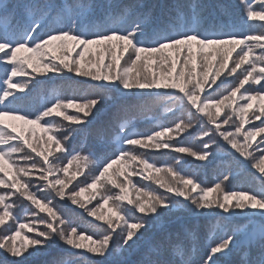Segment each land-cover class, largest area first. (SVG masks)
I'll return each mask as SVG.
<instances>
[{
	"label": "snow or ice",
	"instance_id": "1",
	"mask_svg": "<svg viewBox=\"0 0 264 264\" xmlns=\"http://www.w3.org/2000/svg\"><path fill=\"white\" fill-rule=\"evenodd\" d=\"M0 66V250L10 264L57 244L64 255L55 264H117L128 254L138 259L119 264H222L237 252V264H264V0H0ZM77 77L94 91L68 96L57 86L29 105L41 83ZM106 93L139 103L77 144ZM149 100L163 101L172 119L138 131L141 117L158 120ZM161 150L182 155L158 165L147 153ZM209 165L219 169L211 186L199 178ZM245 172L259 190L226 188ZM60 202L100 231L65 219ZM206 216L219 219L202 248L192 218ZM235 217L248 224L234 227Z\"/></svg>",
	"mask_w": 264,
	"mask_h": 264
},
{
	"label": "rangeland",
	"instance_id": "2",
	"mask_svg": "<svg viewBox=\"0 0 264 264\" xmlns=\"http://www.w3.org/2000/svg\"><path fill=\"white\" fill-rule=\"evenodd\" d=\"M131 2H134V3H141V4H146L147 0H131ZM177 0H151V4L150 6H155V5H159V4H173V3H176ZM179 2H187V0H179ZM202 3H204L205 5H222L221 3H219V1L216 2V4L212 1V0H204ZM239 3V0H233L230 2H226L225 1V6H234L236 4ZM156 14H159V9L158 8H155L153 7L152 9ZM217 11H220L219 9H217ZM233 11L236 13L234 19L236 20H239V16H240V12H239V9H233ZM221 18L222 20L225 22V23H229L230 20L232 18H230L229 16H226V15H223V13H221ZM255 27V30L256 31H259L260 28H259V24H255L254 25ZM247 30V29H245ZM72 82H70V84H68L67 86L64 87V92H65V95H68V96H71L73 94H76L78 96H84L86 94H91L94 90L91 88V85H86L85 83H83L82 81L80 80H77V79H74V80H71ZM219 83V81H218ZM86 86V87H83L82 86ZM111 96V93H106V100H105V105H104V108L102 109V112L100 113V115L98 116V120H97V123H96V126L108 115H113L117 112V110L123 106V105H131L130 102L126 101L125 99H121V98H118V97H112L111 99H109L108 97ZM151 100H149V103H148V108L150 109L149 112H154V109L153 107L151 106ZM144 119V118H143ZM143 119H141L140 121H143ZM139 120V119H138ZM41 130V129H40ZM42 131V130H41ZM38 133V131L36 132V134ZM34 140H35V137H34ZM196 146H199L198 144H196ZM147 155L153 159V158H156L158 156H161V155H166L168 156L169 158H171V161H169V163H174V157L177 156V155H182V154H177V153H174V152H171L169 150H161L160 152H149L147 153ZM207 170L205 171V168H201L200 171H199V178L203 181H205L209 186H211L212 182L215 181L216 179V176L218 174V170L214 171V167L209 165L207 168ZM205 171V172H204ZM202 174H204L202 176ZM205 175H210L209 177H205ZM247 176H248V173L246 172L245 174V177H240L239 176V179L238 180H234L232 182V185H235L237 182L241 181L243 186L249 188V187H252L254 184H252L251 186L250 185V182L252 181H247ZM241 178V180H240ZM243 178V179H242ZM133 181L134 182H140L141 184H147L148 182L147 181H141L140 177H133ZM75 183V181L73 182ZM153 187H157L155 184L152 185ZM226 188L230 189L231 188V183L230 184H227L226 185ZM235 190H237V187L233 188ZM40 195H44V193H40ZM89 193H84L81 197V200L82 201H86L89 197ZM12 200L15 202V207L13 209L14 211V215H18L21 219H25V214H24V205L20 203L19 200L16 199V197H13ZM70 203V202H69ZM95 203V202H93ZM186 203V202H185ZM67 204H63V206L65 207H62L60 205L57 206V210L62 214L64 215L65 219H68L69 217H72L74 219H76V221L80 224H88L87 227L85 228H88L89 230H95L97 232L100 231V229H92V226L89 224V221L88 218L86 215H82L81 213H77L73 210H70V206L68 207ZM76 207L79 208V206L77 205H74ZM107 208H105V212H107ZM82 212V210L80 211ZM41 215H44L43 213H41ZM176 215H180L179 213L176 214ZM186 214H181V216H185ZM206 221V220H204ZM204 221H193L195 223H199V222H204ZM95 223H100V222H96L94 221ZM167 223V219H165V221L163 223ZM9 224L12 223V221H8ZM159 224H157L154 228H156ZM42 227V226H41ZM0 231H2V229H0ZM154 231H157V230H154ZM34 235L35 233H29L27 229L24 230V235ZM207 234V233H206ZM21 241V238H17V242L19 243ZM60 255H64V246L62 244H57V245H53L51 248H48V249H44L41 251L40 255L33 259V258H30L27 262H30V261H34V264H43L46 262L47 259H49L51 256L53 257V260L49 263H46V264H55V261L59 260L61 257ZM234 253L233 255L229 256L227 259V261H232L233 260V257H234ZM14 258L10 257L8 254H6L3 250H0V260H5L6 261V264H10L11 260H13ZM114 259H116L114 257ZM223 264V262H222Z\"/></svg>",
	"mask_w": 264,
	"mask_h": 264
},
{
	"label": "trees",
	"instance_id": "3",
	"mask_svg": "<svg viewBox=\"0 0 264 264\" xmlns=\"http://www.w3.org/2000/svg\"><path fill=\"white\" fill-rule=\"evenodd\" d=\"M136 1V0H135ZM204 0H201V2H203ZM215 4L217 1H219V3H221L222 5H225V1L226 2H230L233 1V0H212ZM147 5H150L151 4V0H147L146 2ZM255 28V27H254ZM2 67V66H0ZM0 75L1 77L3 78V73L0 72ZM77 80H80L82 81L83 83L85 78H80V77H77L75 78ZM70 82H72L71 80H50V81H45L43 83H41L40 85H38L35 89H33V93H32V96L28 98V103L30 106L32 107H38L39 105H41L44 101V98L45 96H47L49 93H50V90L53 88V87H62L64 89L65 86H67L68 84H70ZM86 85H91L92 82H88V83H85ZM83 87H86L85 85L82 86ZM125 99L126 101L130 102L131 105H135V104H138L139 103V100L137 97H125L123 98ZM255 101H253V104L255 105ZM151 106L153 107L154 109V112H148V116L151 117V116H156L158 118V120L154 121V120H151V119H148V118H145V117H141L139 120L136 121V129L138 131H146V130H149L150 128H153L155 127V125L157 123H168L172 117L167 113L165 112V103L163 101L161 102H151ZM104 112V111H102ZM113 115H108L106 116L97 126L96 124L92 126L91 129L89 130H86L81 138L77 139V144H79L81 142V139H86L87 142H91L93 139H95V131H96V128L100 127L101 125H103L104 123H106ZM144 118V119H143ZM141 119H143V121H140ZM255 123H259V121H256ZM37 131L38 133L36 134L37 136H42L43 133L42 131L37 128ZM198 144V142H197ZM152 160H154L158 165H162V164H165V163H169V161H171V158H169L168 156L166 155H161V156H158L156 158H153ZM213 166V165H211ZM215 169L214 171L218 170L217 166H213ZM207 169L205 168V171ZM71 171V170H70ZM111 171V170H110ZM204 171V172H205ZM219 172V171H218ZM245 174L246 172L243 174V175H240V177H245ZM204 174H202L203 176ZM210 175H205V177H209ZM79 179H82V177H78ZM239 179V176L236 177L235 179H233L231 181V188L230 189H233L235 187H237V190H239L240 188H247L245 186H243L242 182L239 181L237 182L235 185H232V182L234 180H238ZM243 179V178H242ZM241 180V178H240ZM250 182L251 181V178H250V175L248 174L247 176V181L246 182ZM253 183L250 182V185L251 186ZM253 188H256L257 190H259V186L258 184H254L252 186ZM162 191V190H161ZM63 202H60V206L62 207H65L63 206ZM68 205L70 206V210H73V211H77L78 213H81V209L72 205L71 203L68 202ZM67 205V206H68ZM68 206V207H69ZM76 212V213H77ZM178 214V213H177ZM180 215L181 214H186V215H189L188 212H181L179 213ZM219 219V216H206V217H193L192 220L193 221H204V222H199L198 224L201 226V234H200V246L203 248V247H207L209 243L212 242V240L215 238L211 232V225L214 224L217 220ZM255 220L259 223L261 222L260 218L259 217H256ZM87 221H93L94 222V218H91L89 217ZM166 224V222H165ZM232 224L233 226H244V225H247L248 224V220L246 218H243V217H235L233 218L232 220ZM88 225V224H87ZM86 224H83L84 227H87ZM160 227L161 225H158L156 228H154V230H157V232L160 230ZM207 233V234H206ZM26 235V234H25ZM234 257H233V260L232 261H227L225 259H227L228 257H225L222 259V262L223 264H237V261L239 259V253H234ZM40 254L32 257L33 259L37 258ZM63 255H60V257H62ZM116 261H117V264H119L120 261L122 260H127V261H135L138 259V256L136 254H128V255H125V256H116L115 257ZM53 260V257L51 256L49 259L46 260L45 263L43 264H46V263H49ZM27 264H34V261H30V262H27Z\"/></svg>",
	"mask_w": 264,
	"mask_h": 264
}]
</instances>
